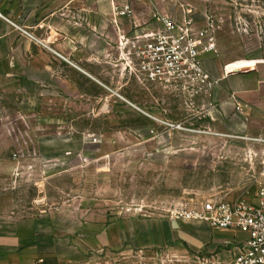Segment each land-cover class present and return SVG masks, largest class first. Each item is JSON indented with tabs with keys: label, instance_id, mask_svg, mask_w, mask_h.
<instances>
[{
	"label": "rangeland",
	"instance_id": "rangeland-1",
	"mask_svg": "<svg viewBox=\"0 0 264 264\" xmlns=\"http://www.w3.org/2000/svg\"><path fill=\"white\" fill-rule=\"evenodd\" d=\"M128 1L137 24L150 23L152 6ZM160 6L177 18L190 10L195 30H210L219 73L210 75L218 81L211 98L154 86L136 90L131 78L141 112L90 86L84 89L97 96L67 104L21 96L12 102L4 87L0 222H18L24 233L29 222L44 223L36 228L44 238L36 239L35 264H207L208 254L178 239L168 210L208 198L255 201L264 146L243 139L264 138L258 132L264 119H254L255 105L231 90L245 74L226 72L241 69L264 82V0ZM110 31L117 40L111 21ZM143 229L148 239L159 230L160 244L135 242Z\"/></svg>",
	"mask_w": 264,
	"mask_h": 264
},
{
	"label": "crops",
	"instance_id": "crops-1",
	"mask_svg": "<svg viewBox=\"0 0 264 264\" xmlns=\"http://www.w3.org/2000/svg\"><path fill=\"white\" fill-rule=\"evenodd\" d=\"M17 28L27 30L33 38L23 36ZM114 39L107 4L95 0H0V98L4 87L9 86L12 102L18 103L21 96V100L23 97L33 101L67 104L75 100L77 103L80 101L77 97L96 93L84 89L90 86L111 92L141 111L134 102L135 91L129 87L134 77L126 71L122 52L114 48L117 45ZM203 65L211 76L219 77L215 72L216 59L206 55ZM221 66L219 63L218 67ZM248 73H242L245 77L231 90L243 102L255 105L254 119H264V82L256 80V83ZM147 86L154 85L145 86L137 81L134 84L136 90ZM229 88L223 87V90ZM258 132L264 133V130ZM170 225L171 229H178V239L192 250L208 254L207 262L233 260L247 239L240 231L213 230L202 223ZM23 226L18 222H0V264H35V247L40 245L36 239L44 238L43 233L38 234L44 231L36 228L44 229V223L36 226L35 221L29 222L25 233ZM161 227L167 230L165 224ZM145 233L143 229L134 235V241L160 244L158 235L156 239H148L151 236Z\"/></svg>",
	"mask_w": 264,
	"mask_h": 264
},
{
	"label": "built area",
	"instance_id": "built-area-1",
	"mask_svg": "<svg viewBox=\"0 0 264 264\" xmlns=\"http://www.w3.org/2000/svg\"><path fill=\"white\" fill-rule=\"evenodd\" d=\"M110 7V21L117 35V50L122 52L128 74L142 85H154L192 96L211 98L217 80L205 70L203 57L215 53L210 30L197 32L191 11L175 15L161 9L166 0H135L152 6L150 23L136 22L132 2L95 0ZM25 37L32 35L17 28ZM231 72H226V74ZM264 146V138L243 139ZM256 174L255 201H226L208 198L199 203H179L168 210L169 223H202L213 230H235L247 235L238 255L229 262L207 264H264V153Z\"/></svg>",
	"mask_w": 264,
	"mask_h": 264
},
{
	"label": "water",
	"instance_id": "water-1",
	"mask_svg": "<svg viewBox=\"0 0 264 264\" xmlns=\"http://www.w3.org/2000/svg\"><path fill=\"white\" fill-rule=\"evenodd\" d=\"M242 73H247V71H240V70H237V71H233V72H231V75L242 74Z\"/></svg>",
	"mask_w": 264,
	"mask_h": 264
},
{
	"label": "bare ground",
	"instance_id": "bare-ground-1",
	"mask_svg": "<svg viewBox=\"0 0 264 264\" xmlns=\"http://www.w3.org/2000/svg\"><path fill=\"white\" fill-rule=\"evenodd\" d=\"M241 71V69H238ZM234 71H237V70H234ZM227 72H233V70H228ZM123 99V98H122ZM142 112V111H141ZM145 114V113H144ZM147 115V114H146ZM148 116V115H147ZM154 119V118H153ZM156 120V119H155ZM158 121V120H157Z\"/></svg>",
	"mask_w": 264,
	"mask_h": 264
}]
</instances>
